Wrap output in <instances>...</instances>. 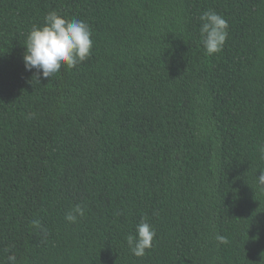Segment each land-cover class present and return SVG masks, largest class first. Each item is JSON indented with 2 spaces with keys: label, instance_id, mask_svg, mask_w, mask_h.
<instances>
[{
  "label": "trees",
  "instance_id": "16d2710c",
  "mask_svg": "<svg viewBox=\"0 0 264 264\" xmlns=\"http://www.w3.org/2000/svg\"><path fill=\"white\" fill-rule=\"evenodd\" d=\"M209 9L228 22L211 56ZM53 10L93 48L37 82L23 45ZM261 144L264 0H0V264H264Z\"/></svg>",
  "mask_w": 264,
  "mask_h": 264
},
{
  "label": "clouds",
  "instance_id": "9594fccd",
  "mask_svg": "<svg viewBox=\"0 0 264 264\" xmlns=\"http://www.w3.org/2000/svg\"><path fill=\"white\" fill-rule=\"evenodd\" d=\"M199 41L208 56L219 53L228 36V22L214 10H206L199 16ZM23 63L26 71L35 70V79H49L59 73L62 67L72 69L89 58L93 48L90 25L78 18L66 19L57 11H49L43 17L41 24H32L24 41ZM261 159H264V144L259 145ZM255 181L261 191H264V170L255 175ZM85 215V208L74 205L65 213L69 223L78 222ZM33 229H39L46 234L40 220L31 221ZM156 236L154 227L142 218L135 226V234L126 237L128 249L133 256L143 257L146 251L153 247ZM218 243H226V238L217 235ZM5 251H10L6 249ZM6 264H17L14 254H9Z\"/></svg>",
  "mask_w": 264,
  "mask_h": 264
}]
</instances>
